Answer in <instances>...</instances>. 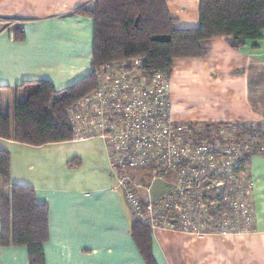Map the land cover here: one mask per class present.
Masks as SVG:
<instances>
[{
  "label": "crops",
  "instance_id": "1",
  "mask_svg": "<svg viewBox=\"0 0 264 264\" xmlns=\"http://www.w3.org/2000/svg\"><path fill=\"white\" fill-rule=\"evenodd\" d=\"M95 1L0 0V19L7 21L0 22V88L13 90V111L32 90L27 83L50 81L61 91L95 71L94 20L77 13L92 9ZM167 7L177 20L176 29L199 26V0H169ZM17 30L24 32L23 41L16 40ZM202 46L211 49L207 57L174 62L170 76L174 120L264 124V31L261 40L238 49L226 38L207 40ZM186 83L205 88L213 99L210 109L219 114L192 116L178 98ZM0 149L11 154L12 183L33 188L38 202L49 206L46 264H146L132 236L138 219L112 178L102 139L32 146L0 138ZM245 171L253 187L252 229L237 234L157 229L152 233L157 264H264V155L251 156ZM144 186L145 203L167 190L161 180ZM0 264H30L27 248L0 246Z\"/></svg>",
  "mask_w": 264,
  "mask_h": 264
},
{
  "label": "built area",
  "instance_id": "2",
  "mask_svg": "<svg viewBox=\"0 0 264 264\" xmlns=\"http://www.w3.org/2000/svg\"><path fill=\"white\" fill-rule=\"evenodd\" d=\"M95 74L96 89L67 109L68 122L73 139L105 142L112 178L138 221L152 230L217 234H232L254 223L252 184L231 199V205L226 202H230L228 185L236 181L234 176L242 171L244 161L254 153H264L260 123L203 126L175 121L170 76L161 71L148 73L142 59L115 61ZM138 170H151L156 175L152 181L172 179L174 190L159 204L145 203L140 194L145 186L131 176ZM217 177L226 181L225 187L221 182L217 188L227 191L224 202L234 220L220 221L215 231L218 225L211 221L212 208L220 205L223 217V197L214 201L209 192L215 187L199 190V186Z\"/></svg>",
  "mask_w": 264,
  "mask_h": 264
},
{
  "label": "trees",
  "instance_id": "3",
  "mask_svg": "<svg viewBox=\"0 0 264 264\" xmlns=\"http://www.w3.org/2000/svg\"><path fill=\"white\" fill-rule=\"evenodd\" d=\"M168 1L96 0L92 9L78 11L94 20V70L123 59H142L148 73L171 76L176 60L210 54L211 49L202 46L204 41L226 38L230 47L238 49L263 38L264 0H199L200 23L195 29L175 28L177 20L169 13ZM24 38V32L17 30L16 40ZM95 71L61 91L50 81L27 83L32 90L24 101L15 103L14 111L13 90L1 87L0 138L32 146L73 140L67 109L96 89ZM0 208V246L26 247L30 264H46L49 206L38 202L33 188L12 183L11 154L1 149ZM152 233L140 221L132 225V236L146 264H157Z\"/></svg>",
  "mask_w": 264,
  "mask_h": 264
},
{
  "label": "rangeland",
  "instance_id": "4",
  "mask_svg": "<svg viewBox=\"0 0 264 264\" xmlns=\"http://www.w3.org/2000/svg\"><path fill=\"white\" fill-rule=\"evenodd\" d=\"M188 86L185 87H181L180 91H179V95L178 98L182 99L185 101V106L186 109H188L191 113V115H195L198 116L199 118H204V117H215V115H218L219 113L217 112H212V110L210 109V106L213 104V99L210 98V94L206 92L205 88H198L197 85H193L191 83H186ZM178 93V91H177ZM231 122H245V121H231ZM231 122H224V123H231ZM249 122V121H247ZM193 123H200L203 124V126H206L207 124H212V123H203V122H193ZM215 124H220V123H215ZM262 126V129H264V124L260 123ZM260 144L261 147H264V130L261 131L260 133ZM131 176L133 177V179L141 185H144L147 181H151L153 180V178L156 176L151 170L149 171H142V170H138V171H133L131 172ZM235 179L236 181H234L232 184L228 185V196L230 198V202H226L228 205H231V199L235 198L237 195L240 194V192H242L243 190H247L249 185H251V181L247 176V173L245 171V165L242 169V171L238 172L235 174ZM162 182L165 183L167 190L165 191V193L160 196V198L152 201L153 203L159 204V200L166 194L170 193V191L174 190V186L175 183L173 182V180L171 179L170 181L167 180H161ZM223 182V186L226 184V181L224 182L223 180L219 179V177L214 178V179H207L205 182L203 181L201 183V185L199 186V190H204L205 188H213L215 187V189L212 192H209L211 194V199L215 201V199H219L220 197H223V200L221 202V205L223 206V217L221 215V210H220V205H218V208H212L213 213H212V219L211 221L214 223V225L216 226V224L218 225V223L220 221H224V220H229L230 222L232 220H234L233 218V211L231 208L227 207V204L225 205L224 202V197H226V193L227 191L224 188H217V185L219 183ZM223 186H218V187H223ZM225 187V186H224ZM238 193V194H237ZM141 196H142V190L140 192ZM143 197V196H142ZM239 200H243L242 198H239ZM185 203V201H183ZM192 205H193V197H192ZM226 217V218H225ZM220 225L214 227L215 231L218 230V227ZM244 226V225H243ZM253 226V224L251 225ZM245 230L243 229V227L240 230L234 231L232 234H237L239 233H244V232H248L249 231V227H244ZM157 230V229H156ZM165 230H169V229H165ZM231 230V229H230ZM155 231V230H152ZM173 231V230H171ZM214 232V231H213ZM232 232V231H231ZM195 233H200V234H217V233H201V232H195Z\"/></svg>",
  "mask_w": 264,
  "mask_h": 264
}]
</instances>
